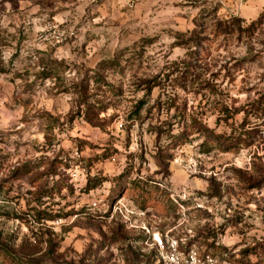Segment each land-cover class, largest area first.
<instances>
[{
    "label": "rangeland",
    "instance_id": "rangeland-1",
    "mask_svg": "<svg viewBox=\"0 0 264 264\" xmlns=\"http://www.w3.org/2000/svg\"><path fill=\"white\" fill-rule=\"evenodd\" d=\"M225 3L0 0V264H162L155 233L264 264V9L217 34Z\"/></svg>",
    "mask_w": 264,
    "mask_h": 264
},
{
    "label": "trees",
    "instance_id": "trees-1",
    "mask_svg": "<svg viewBox=\"0 0 264 264\" xmlns=\"http://www.w3.org/2000/svg\"><path fill=\"white\" fill-rule=\"evenodd\" d=\"M243 19L238 17V16H234V15H229L227 17L226 20H221V21H217V23L214 25L215 29L217 30V34H224V33H227V32H230V30L234 29L238 32H241L243 29H241L240 27V22L242 21ZM255 22V21H253ZM201 31H198V32H194V34L190 37L189 39V43L190 42H194V44L196 45H199L200 42H199V37H198V34L200 33ZM187 43V42H186ZM188 44V43H187ZM195 55H196V51H194ZM112 62V61H110ZM2 60H1V50H0V73H3L5 72V68L3 67L2 65ZM108 65H112V63H107ZM105 67H101V69L103 70ZM92 78L94 80L95 83H98L99 82V79L100 81H102L104 83V79H103V76L100 74V73H97L95 72V74L92 75ZM157 83H154L153 81H150L148 80L147 81V84H145V87L144 89L146 90V95L149 94V92L151 91V89L156 86ZM143 102V101H142ZM142 104V103H141ZM174 103H170L168 105V107H172ZM194 122V119L192 120L191 119V122ZM190 123V119H188L186 116H185V113L184 114H181L180 116V119H179V125L181 126V129L180 131L177 133V134H171V133H168V137L170 139H172V142H175V145H179L181 144L185 139H187V137L190 135L189 133V127H195L194 125H188ZM176 121H171V124L173 126V124H175ZM194 124V123H192ZM199 130V129H197ZM201 130H204L205 132H208V135L209 136H212V139L211 140H208V142H210L211 146L212 147H217V146H221L220 145V142H222V144H226L225 142H227V138L226 139H223L224 141H219V136L217 135H214L212 131H209L207 128L204 127V129H201ZM155 136L156 138H159L161 135H160V131H155ZM229 147H224V149H228ZM89 164H91L89 162ZM160 165V164H159ZM161 166V165H160ZM52 175H56L55 172L52 173ZM103 179H101L100 177H97V176H92L90 177L88 174L86 175V182H85V185L84 187L81 189L83 190V192H88L89 190H92V189H95L97 188L101 183H102ZM150 181V179H149ZM149 181H141L140 184H138V189L140 190V198H139V202H138V208L139 209H142L144 210L148 204L149 201L153 200V197L154 199L156 200V198H161L162 199V196L160 195V192H158V194H155L152 196V194L146 192V186L149 184L148 182ZM60 183V182H59ZM132 185H131V188H133L135 186V183L134 181H132ZM64 188L63 184H58V182L55 184V185H52L51 187H42L40 189V192H39V196L36 198L37 202L39 203V205H42L43 202L41 201V198H49V197H52V195L57 192L59 193L60 192V189ZM150 188H152L153 190H158V185L154 184L153 187L150 186ZM68 190L69 192H72V189L70 187H68ZM126 190H127V187H126ZM168 200V199H166ZM36 207H32L30 210H34V214L33 216L38 215V218H37V222H40L39 220H44V221H47V220H53V218L55 216L51 215V214H46V215H41L43 211L39 210V209H35ZM56 216H59V215H56ZM218 248V247H217ZM219 248L221 249H225L226 247L225 246H219ZM185 250H187L188 248H184ZM154 250V249H153ZM205 252H208V251H205ZM255 252V248H251V249H248V250H245V251H242L240 253V255H242L241 259H239L238 261V264H249V261H248V256L249 254L251 253H254ZM210 253L216 260L217 262L219 263H222V264H229L230 262V257L227 258V257H220V258H217L214 253H211V252H208ZM252 264H255V263H252Z\"/></svg>",
    "mask_w": 264,
    "mask_h": 264
},
{
    "label": "built area",
    "instance_id": "built-area-1",
    "mask_svg": "<svg viewBox=\"0 0 264 264\" xmlns=\"http://www.w3.org/2000/svg\"><path fill=\"white\" fill-rule=\"evenodd\" d=\"M154 257L162 264H222L208 252L194 247L185 250L181 239L166 234L163 238L153 234Z\"/></svg>",
    "mask_w": 264,
    "mask_h": 264
},
{
    "label": "crops",
    "instance_id": "crops-1",
    "mask_svg": "<svg viewBox=\"0 0 264 264\" xmlns=\"http://www.w3.org/2000/svg\"><path fill=\"white\" fill-rule=\"evenodd\" d=\"M232 1L233 0H226V7L233 8V10H235V12H233V15H238L243 19H253L255 16H257L259 10L264 9V0H247L246 5H239V8H237L236 3L233 4Z\"/></svg>",
    "mask_w": 264,
    "mask_h": 264
}]
</instances>
